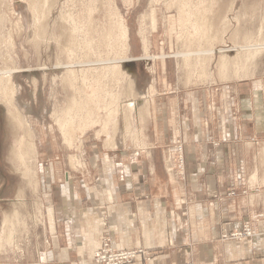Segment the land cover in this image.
<instances>
[{
	"label": "crops",
	"instance_id": "0c3cea01",
	"mask_svg": "<svg viewBox=\"0 0 264 264\" xmlns=\"http://www.w3.org/2000/svg\"><path fill=\"white\" fill-rule=\"evenodd\" d=\"M262 60L249 56L244 76L220 83H162L166 68H147L145 102L95 143L88 174L57 176L42 165L37 194L0 209V264L8 255L21 264H96L106 234L116 249L147 252L126 264H264V233L222 237L264 214ZM176 137L185 179L166 167Z\"/></svg>",
	"mask_w": 264,
	"mask_h": 264
},
{
	"label": "rangeland",
	"instance_id": "374dc122",
	"mask_svg": "<svg viewBox=\"0 0 264 264\" xmlns=\"http://www.w3.org/2000/svg\"><path fill=\"white\" fill-rule=\"evenodd\" d=\"M258 53L264 72V0H0V209L37 194L42 165L88 174L95 143L145 102L147 68L220 83ZM180 142L165 162L185 179L169 163Z\"/></svg>",
	"mask_w": 264,
	"mask_h": 264
},
{
	"label": "built area",
	"instance_id": "2783aa9c",
	"mask_svg": "<svg viewBox=\"0 0 264 264\" xmlns=\"http://www.w3.org/2000/svg\"><path fill=\"white\" fill-rule=\"evenodd\" d=\"M172 164V171L185 176L186 163L184 157V147L180 142L169 154V163ZM264 233V214L257 213L247 219L243 226L232 231L230 234H224L223 238H231L241 240L248 237L257 236ZM147 252L143 249H116L112 243V237L106 234L100 247H98L93 255L96 264H126L130 263L138 257L144 256Z\"/></svg>",
	"mask_w": 264,
	"mask_h": 264
}]
</instances>
